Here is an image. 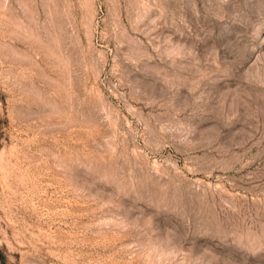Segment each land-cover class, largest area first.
<instances>
[{"label": "rangeland", "instance_id": "374dc122", "mask_svg": "<svg viewBox=\"0 0 264 264\" xmlns=\"http://www.w3.org/2000/svg\"><path fill=\"white\" fill-rule=\"evenodd\" d=\"M0 264H264V0H0Z\"/></svg>", "mask_w": 264, "mask_h": 264}]
</instances>
